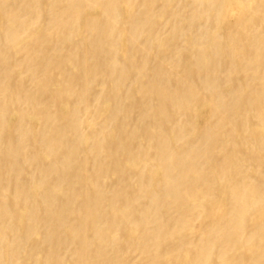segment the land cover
Wrapping results in <instances>:
<instances>
[{
	"label": "bare ground",
	"instance_id": "1",
	"mask_svg": "<svg viewBox=\"0 0 264 264\" xmlns=\"http://www.w3.org/2000/svg\"><path fill=\"white\" fill-rule=\"evenodd\" d=\"M0 264H264V0H0Z\"/></svg>",
	"mask_w": 264,
	"mask_h": 264
}]
</instances>
